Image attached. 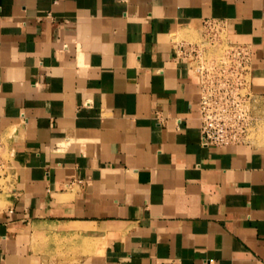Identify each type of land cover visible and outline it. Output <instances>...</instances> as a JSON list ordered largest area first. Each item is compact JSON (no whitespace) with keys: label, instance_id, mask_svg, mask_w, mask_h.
Listing matches in <instances>:
<instances>
[{"label":"crops","instance_id":"0c3cea01","mask_svg":"<svg viewBox=\"0 0 264 264\" xmlns=\"http://www.w3.org/2000/svg\"><path fill=\"white\" fill-rule=\"evenodd\" d=\"M205 21L263 93L264 0H0V264H264V146L203 148L174 56Z\"/></svg>","mask_w":264,"mask_h":264},{"label":"built area","instance_id":"2783aa9c","mask_svg":"<svg viewBox=\"0 0 264 264\" xmlns=\"http://www.w3.org/2000/svg\"><path fill=\"white\" fill-rule=\"evenodd\" d=\"M200 33V43H173L175 58L191 61L197 78L200 145L207 148L250 144L251 104L255 97L251 47L230 43L223 21L202 22ZM216 46L221 48L220 54L207 55L208 48ZM3 149L0 144V172L4 169Z\"/></svg>","mask_w":264,"mask_h":264},{"label":"rangeland","instance_id":"374dc122","mask_svg":"<svg viewBox=\"0 0 264 264\" xmlns=\"http://www.w3.org/2000/svg\"><path fill=\"white\" fill-rule=\"evenodd\" d=\"M200 34H201L200 32H196V31L190 32L187 36L176 37L175 42L184 43V44L200 43L201 42ZM220 52H221V48H218L216 46V47L208 48L207 55L218 56ZM189 62L191 63V61ZM251 115L253 118V124L249 138L250 143L253 144L254 146H264V92L257 94L255 93L254 100L251 104ZM0 144L4 147L2 157L5 158V152H6L5 140L0 139ZM10 174L11 172L9 166L4 165V169L0 172V178H1L0 183L4 187L3 191H6V189L9 186Z\"/></svg>","mask_w":264,"mask_h":264}]
</instances>
